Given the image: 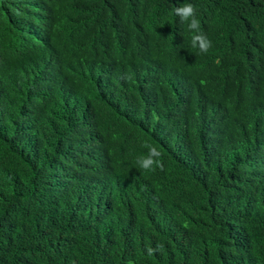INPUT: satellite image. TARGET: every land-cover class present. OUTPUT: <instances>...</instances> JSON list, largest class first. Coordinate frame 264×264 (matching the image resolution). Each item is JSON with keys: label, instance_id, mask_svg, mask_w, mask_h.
Returning a JSON list of instances; mask_svg holds the SVG:
<instances>
[{"label": "trees", "instance_id": "trees-1", "mask_svg": "<svg viewBox=\"0 0 264 264\" xmlns=\"http://www.w3.org/2000/svg\"><path fill=\"white\" fill-rule=\"evenodd\" d=\"M184 2L0 0V264H264V0Z\"/></svg>", "mask_w": 264, "mask_h": 264}, {"label": "clouds", "instance_id": "clouds-1", "mask_svg": "<svg viewBox=\"0 0 264 264\" xmlns=\"http://www.w3.org/2000/svg\"><path fill=\"white\" fill-rule=\"evenodd\" d=\"M173 13L178 17L179 21L186 25V29L190 36V44L193 48H198L200 53L206 54L212 46V42L207 38L206 34L200 30V21L197 18V6L186 0V2L180 4L173 9ZM143 147L147 149V153L136 158V164L139 168L145 171H152L156 168H163V159L161 151L149 144L144 143ZM162 245H157L156 249L148 248L147 253L153 254Z\"/></svg>", "mask_w": 264, "mask_h": 264}]
</instances>
